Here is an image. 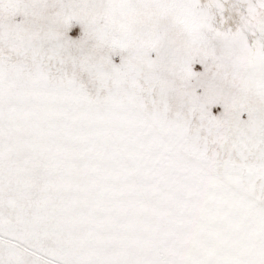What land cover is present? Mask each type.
Listing matches in <instances>:
<instances>
[{
    "label": "snow or ice",
    "instance_id": "6c2138e0",
    "mask_svg": "<svg viewBox=\"0 0 264 264\" xmlns=\"http://www.w3.org/2000/svg\"><path fill=\"white\" fill-rule=\"evenodd\" d=\"M0 264H264V0H0Z\"/></svg>",
    "mask_w": 264,
    "mask_h": 264
}]
</instances>
